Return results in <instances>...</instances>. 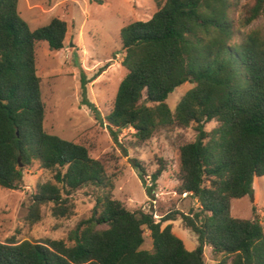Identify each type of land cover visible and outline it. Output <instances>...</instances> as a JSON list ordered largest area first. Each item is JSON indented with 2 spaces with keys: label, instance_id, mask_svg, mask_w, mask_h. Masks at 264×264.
Here are the masks:
<instances>
[{
  "label": "trees",
  "instance_id": "obj_1",
  "mask_svg": "<svg viewBox=\"0 0 264 264\" xmlns=\"http://www.w3.org/2000/svg\"><path fill=\"white\" fill-rule=\"evenodd\" d=\"M156 1L151 18L121 29L127 72L104 119L116 141L124 129H133L135 147L158 130L193 126L196 139L178 148L177 191L198 208L174 210L159 220L154 210L129 209L114 196L107 155L95 158L85 143L46 131L37 46L43 41L61 50L68 23L54 17L33 30L19 14V0H0V185L20 188L25 169L35 162L53 172L54 181L32 193L25 216L30 225L41 219L43 205L52 204L56 217H71V196L78 189H100L91 215L66 239L12 235L0 240V264H209L206 246L215 264H264L261 219L231 213L232 199L249 194L253 179L264 175V37L252 30L236 40L232 0ZM263 15L264 0H252L242 7L238 26ZM186 82L193 87L173 110L167 99ZM213 120L217 125L206 130ZM133 161L146 184L147 169ZM164 170L160 165L150 176L149 195ZM178 215L196 234L193 250L173 231ZM146 231L151 248L143 247Z\"/></svg>",
  "mask_w": 264,
  "mask_h": 264
},
{
  "label": "rangeland",
  "instance_id": "obj_2",
  "mask_svg": "<svg viewBox=\"0 0 264 264\" xmlns=\"http://www.w3.org/2000/svg\"><path fill=\"white\" fill-rule=\"evenodd\" d=\"M232 2L230 15L237 29L236 40L252 30H259L264 37V15L247 27L238 26L242 7L252 0ZM157 9L156 0H19L18 3L20 16L33 30L49 24L54 17L68 23L65 46L61 50H52L43 41L37 46V72L46 109V131L85 143L95 158L107 155L109 172L115 176V198L131 210H154L155 219L159 220L174 210L187 212L190 206L198 208L196 200L177 191L181 172L178 148L184 142L195 140L197 131L193 126L161 129L144 144L135 147L130 143L133 129H124L116 141L104 119L127 72L122 64L121 29L133 21L148 20ZM192 87L191 82L183 83L169 95L167 102L173 110ZM216 125L213 120L205 128L211 130ZM134 159L148 171L146 184L140 179ZM160 165H165V170L152 191L154 195H149L150 176ZM46 181H54L53 172L35 162L25 169L20 188L0 185V240L12 235L18 240L66 239L82 219L91 215L100 189L95 184H86L71 196L75 202L71 217L54 216L52 204H46L42 206L41 219L30 225L25 216L32 193ZM231 213L240 218L258 217L264 224V175L253 179L249 194L232 199ZM171 222L173 231L187 249H195L198 245L196 234L184 226L180 215ZM151 246L150 232L146 231L143 247ZM204 253L209 264L216 263L210 246L205 247Z\"/></svg>",
  "mask_w": 264,
  "mask_h": 264
}]
</instances>
